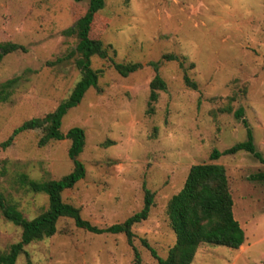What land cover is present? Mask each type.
Masks as SVG:
<instances>
[{"label": "rangeland", "instance_id": "374dc122", "mask_svg": "<svg viewBox=\"0 0 264 264\" xmlns=\"http://www.w3.org/2000/svg\"><path fill=\"white\" fill-rule=\"evenodd\" d=\"M89 0H0V42H15V51L0 61V192L6 203L31 219L48 207L43 192H32L22 176L35 181L59 179L73 169L68 139L39 145L40 131L17 134L1 143L27 119L43 117L66 99L80 78L73 57L74 25ZM90 37L107 47V58L91 57L99 70L96 87L66 110L60 129L84 130L77 156L85 175L62 192L80 216L106 229L138 212L144 189L153 193L148 217L133 225V246L123 233H93L68 217L56 232L24 246L14 264H158L145 240L165 257L175 241L166 205L183 185L190 166L214 162L226 169L233 216L244 230L238 249L201 243L191 264H264V184L252 179L264 164L245 151L221 154L246 140L234 116L243 109L253 143L264 157V0H104L94 15ZM174 54L178 60L162 59ZM61 58V59H60ZM165 90L149 104L155 75ZM113 62H139L141 68L121 76ZM183 71L197 88L183 81ZM21 228L0 212V252L19 241Z\"/></svg>", "mask_w": 264, "mask_h": 264}, {"label": "trees", "instance_id": "16d2710c", "mask_svg": "<svg viewBox=\"0 0 264 264\" xmlns=\"http://www.w3.org/2000/svg\"><path fill=\"white\" fill-rule=\"evenodd\" d=\"M81 1V0H74ZM104 5V0H89L85 12L78 17L74 25L63 30L67 36L75 35L76 44L67 52L66 58L73 56L75 65L80 71V78L73 86L69 96L62 100L55 110L46 113L43 117H33L25 120L2 143V147L12 144L15 136L22 131L37 130L42 133L38 140L39 145H44L49 140L68 139L70 141L67 153L73 162V169L59 179L35 181L22 176L24 184L32 192H43L48 197V207L37 216L28 219L23 216L15 206L6 203L0 192V212L3 217L21 228L19 241L12 243L6 251L0 252V264H14L18 255L24 251V246L32 241L50 237L56 232V223L61 217H68L74 221L77 227L86 229L93 233L103 231L114 234L123 233L127 242L133 246L134 224L148 217L153 204V193L144 189V203L142 208L126 218L123 222L113 224L106 229L92 225L80 216L79 208L64 202L62 192L72 188L85 175L83 164L78 161L77 156L83 150L85 144V133L81 127H70L65 133L60 129L61 118L66 110L78 104L84 92L91 86H97L100 71L91 67V57L98 56L107 58V47L100 39L90 37V28L94 15ZM26 51V47L15 42H0V61L15 51ZM61 59V58H60ZM162 59L178 60L182 68L183 63L174 54H164ZM159 62L151 63L155 75L149 82V104L158 97V90L166 89V82L158 74ZM139 62L120 63L113 62V67L121 76H127L141 68ZM184 83L196 89L197 84L191 80L183 71ZM17 82L16 78H10L0 83V91L11 88ZM1 99V98H0ZM234 116L241 120L246 129L247 138L230 148L219 152L213 149L210 159L216 160L221 154H233L245 151L253 155L264 164V157L256 150L253 143L252 130L245 117L243 109L239 107L234 111ZM264 184V170L252 176ZM233 199L229 190L226 169L222 164L208 162L190 166L182 187L173 194L166 205V213L169 225L175 234V241L168 249L165 257L157 255L155 250L143 240V245L150 251L158 264H191L193 257L201 243L216 244L232 249H238L244 242V230L234 218ZM135 258L139 263V254L133 247ZM28 264H31L28 262Z\"/></svg>", "mask_w": 264, "mask_h": 264}]
</instances>
